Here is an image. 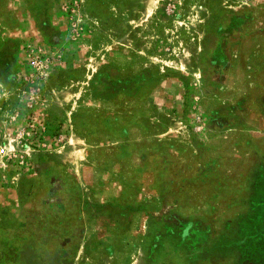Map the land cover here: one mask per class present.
<instances>
[{
	"label": "rangeland",
	"instance_id": "obj_1",
	"mask_svg": "<svg viewBox=\"0 0 264 264\" xmlns=\"http://www.w3.org/2000/svg\"><path fill=\"white\" fill-rule=\"evenodd\" d=\"M0 148V264H264V0H0Z\"/></svg>",
	"mask_w": 264,
	"mask_h": 264
},
{
	"label": "crops",
	"instance_id": "obj_2",
	"mask_svg": "<svg viewBox=\"0 0 264 264\" xmlns=\"http://www.w3.org/2000/svg\"><path fill=\"white\" fill-rule=\"evenodd\" d=\"M229 61V63H227L225 61V63H222V61L216 63L217 61H219V59L214 60L216 66L218 67H222V69H225L224 72L228 74V76L225 78L226 82L230 83L233 82L234 84L236 82L241 83L242 80H246V75L245 73H243V68L244 65L239 63L237 60L235 59H226ZM243 71V72H242ZM241 97H235V102L234 104H236V106H241L244 105L245 103L241 102ZM239 103V104H238ZM216 114V113H215ZM218 115V114H216Z\"/></svg>",
	"mask_w": 264,
	"mask_h": 264
},
{
	"label": "built area",
	"instance_id": "obj_3",
	"mask_svg": "<svg viewBox=\"0 0 264 264\" xmlns=\"http://www.w3.org/2000/svg\"><path fill=\"white\" fill-rule=\"evenodd\" d=\"M39 62H38V60H36V59H34L33 61H32V64H34V65H36V64H38ZM4 152V148H0V153H3Z\"/></svg>",
	"mask_w": 264,
	"mask_h": 264
}]
</instances>
